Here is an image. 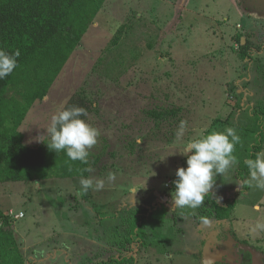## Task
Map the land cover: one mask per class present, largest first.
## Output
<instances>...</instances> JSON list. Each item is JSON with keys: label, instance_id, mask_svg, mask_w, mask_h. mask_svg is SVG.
Masks as SVG:
<instances>
[{"label": "rangeland", "instance_id": "rangeland-1", "mask_svg": "<svg viewBox=\"0 0 264 264\" xmlns=\"http://www.w3.org/2000/svg\"><path fill=\"white\" fill-rule=\"evenodd\" d=\"M263 5L105 1L46 99L35 103L22 125L26 143L39 144L53 115L84 91L93 103L87 120L100 130L88 159L101 157L84 178L105 185L82 193L81 178L0 183V210L25 264H95L120 254L133 264H225L208 259V247L219 244L232 258L234 243L264 258V230L252 231L264 222V190L249 186L236 194L234 178L264 131ZM152 110L163 116L155 121ZM181 121L186 130L177 139ZM226 127L241 138L234 152L238 163L224 179L217 176L212 196L200 207L171 208L176 170L187 166L181 154L187 143ZM260 139L264 152V134ZM109 174L115 178L108 180ZM232 198L234 208L217 219L214 200L225 206ZM143 210H151L148 245L124 229ZM118 228L123 230L115 238ZM123 238L131 241L118 251L115 240Z\"/></svg>", "mask_w": 264, "mask_h": 264}, {"label": "trees", "instance_id": "trees-1", "mask_svg": "<svg viewBox=\"0 0 264 264\" xmlns=\"http://www.w3.org/2000/svg\"><path fill=\"white\" fill-rule=\"evenodd\" d=\"M105 1L0 0V49L9 53H14L16 50L20 52L14 71L4 79H0V183L89 177L94 172L95 166L99 164L101 160L99 155L94 154L91 160L87 159V163H84L69 159L65 151L56 153L50 150L46 144L50 142L48 135L42 139L45 142L29 145L25 141L22 125L35 103L48 95L54 79L79 46ZM70 106L85 108L87 115L93 110V103L84 91L73 94L63 108ZM150 116L156 121L163 115L159 111L152 110ZM260 133L246 159H254L257 153L262 152L263 140L260 138L263 137V129ZM244 161L239 163L234 175L241 185V188L236 187V194L245 193L249 189L246 183L249 179V170ZM211 196L212 193L209 192L205 199H210ZM213 204L214 216L224 220L236 202L235 198H232L225 206L216 200ZM150 211L136 212V216L128 220V226L124 228L127 235L140 237L146 241V245L151 241L150 233L145 229ZM0 220H2L0 264H25L26 257L21 252L20 243L17 242L14 232L10 229L9 218L2 210H0ZM122 230L118 228L113 237H119ZM180 230L179 233L182 232ZM130 241V238L115 240V244L119 247L117 250L126 248L125 245ZM133 262L135 261L132 257L120 254V256L112 255L107 260L95 264H133Z\"/></svg>", "mask_w": 264, "mask_h": 264}, {"label": "clouds", "instance_id": "clouds-1", "mask_svg": "<svg viewBox=\"0 0 264 264\" xmlns=\"http://www.w3.org/2000/svg\"><path fill=\"white\" fill-rule=\"evenodd\" d=\"M19 56V50L9 53L0 49V79L14 71ZM86 117L87 110L80 106L66 107L53 115L50 126L46 129V134L50 136V142H46L49 149L56 153L65 151L69 159L87 163L89 150L96 145L100 130L89 123ZM186 124V121L180 122L175 133L177 139L183 137ZM240 139L233 127H226L223 131H213L187 143L181 152L187 157V166L176 170L171 208L200 207L206 194L214 189L217 176L222 175L224 179L225 174L238 163L234 152ZM244 164L249 170V179L246 183L264 190V152L257 153L254 159H246ZM114 178V175L109 174L108 180ZM80 185L81 192L87 193L89 189L96 191L103 189L105 181L81 177ZM237 185L241 188L240 184ZM220 200L219 197L218 202ZM202 219L205 224L209 223L207 218ZM257 230H264V222L258 221L255 224L252 231Z\"/></svg>", "mask_w": 264, "mask_h": 264}, {"label": "water", "instance_id": "water-1", "mask_svg": "<svg viewBox=\"0 0 264 264\" xmlns=\"http://www.w3.org/2000/svg\"><path fill=\"white\" fill-rule=\"evenodd\" d=\"M222 255V251L218 248L215 249L213 252H210V248L208 247L207 250V258L217 259L220 258ZM233 258H230V261H232ZM238 264H264L263 258L261 255L257 254L254 250L251 248L245 249V252L239 257Z\"/></svg>", "mask_w": 264, "mask_h": 264}, {"label": "flooded vegetation", "instance_id": "flooded-vegetation-1", "mask_svg": "<svg viewBox=\"0 0 264 264\" xmlns=\"http://www.w3.org/2000/svg\"><path fill=\"white\" fill-rule=\"evenodd\" d=\"M263 10H264V5H263ZM252 9H251V16H252ZM217 248H215V249H220L221 251H222V255H221V257L218 259V261H221V262H224L225 264H238V259H239V257L245 252V249H246V247L244 248V247H242V246H240L239 244H233V249L231 248V250H232V252L234 253L233 254V256H232V258H233V260L232 261H229L230 260V258H231V256H227V255H225V253H223V250H222V248H220V247H222V246H220L219 244H217ZM214 249V250H215ZM241 249V252H239V250ZM214 250H211L210 249V251L211 252H213ZM263 258V257H262ZM263 261H264V258H263Z\"/></svg>", "mask_w": 264, "mask_h": 264}]
</instances>
